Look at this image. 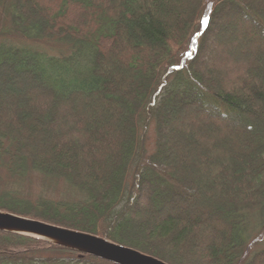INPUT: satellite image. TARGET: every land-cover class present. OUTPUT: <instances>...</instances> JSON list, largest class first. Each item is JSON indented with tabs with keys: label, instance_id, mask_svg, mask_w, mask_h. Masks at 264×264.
<instances>
[{
	"label": "trees",
	"instance_id": "obj_1",
	"mask_svg": "<svg viewBox=\"0 0 264 264\" xmlns=\"http://www.w3.org/2000/svg\"><path fill=\"white\" fill-rule=\"evenodd\" d=\"M230 2L0 0V212L168 264H264V24L247 16L264 0ZM221 20L256 48L228 72L206 63ZM36 174L70 194L32 198ZM0 264L110 263L0 233Z\"/></svg>",
	"mask_w": 264,
	"mask_h": 264
},
{
	"label": "water",
	"instance_id": "obj_2",
	"mask_svg": "<svg viewBox=\"0 0 264 264\" xmlns=\"http://www.w3.org/2000/svg\"><path fill=\"white\" fill-rule=\"evenodd\" d=\"M0 233L35 238L110 264H168L94 234L0 212Z\"/></svg>",
	"mask_w": 264,
	"mask_h": 264
},
{
	"label": "rangeland",
	"instance_id": "obj_3",
	"mask_svg": "<svg viewBox=\"0 0 264 264\" xmlns=\"http://www.w3.org/2000/svg\"><path fill=\"white\" fill-rule=\"evenodd\" d=\"M229 5L232 6L233 8H238V9L245 8V5H243V0H232V2L229 3ZM261 15L256 9H253L251 11V14L247 16L252 17V19L255 20L254 22L264 24V20H263L264 18H262ZM241 26L242 25L240 26L234 25L233 23H225L224 20L220 21V23L216 26L215 29L217 31L215 33L216 34L215 38L211 39L209 42V52H211L210 53L211 57L206 61V63H209V65L214 64L213 65L214 69H217L219 67L220 69L228 72L226 70L227 64L232 66L233 64L236 65L235 61L237 63H244L248 58L249 60L252 58L251 56H253V52L254 50H256L255 44L249 41L247 31H245V27L244 26L241 27ZM241 35L245 36L244 39L241 38L242 40H244V42L248 41L249 44L248 47H244V45H239L237 43V39ZM239 41L240 43H242L241 40ZM49 51L54 56L59 55L60 53L68 54V49L60 45H56L53 49L51 50L49 49ZM191 52L194 54V60H193L194 63L196 56H198L197 48L195 47V45L191 48ZM219 61L223 62L222 65H219ZM207 98H208V103L211 106H214V104L217 105V103L214 104L212 103L213 98L211 96L208 95ZM173 128L175 131H177V129L180 131L184 130V127L181 126L177 120L175 121ZM152 136L150 135L149 143L147 146L149 151L152 149V143H153ZM190 140L191 138L189 137L186 138L187 143H189ZM180 151L175 154L176 158L179 156L192 158L187 154L183 153L182 150ZM0 175L4 177L5 173L0 172ZM24 188L25 190L26 189L28 190V193L32 198H35L39 195L40 196L44 195L48 198H53L58 201L60 199H66L67 196L70 194V191L63 183H59L57 186H52V185L49 186L47 183L45 184L43 182L42 178L38 174L33 176V178L27 184L24 185ZM72 194L74 193L72 192ZM262 248H264V242H259L256 246H254L253 250L256 251Z\"/></svg>",
	"mask_w": 264,
	"mask_h": 264
}]
</instances>
